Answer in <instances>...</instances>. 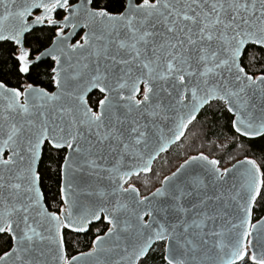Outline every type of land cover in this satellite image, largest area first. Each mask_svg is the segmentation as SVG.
Returning <instances> with one entry per match:
<instances>
[{
  "label": "snow or ice",
  "instance_id": "6c2138e0",
  "mask_svg": "<svg viewBox=\"0 0 264 264\" xmlns=\"http://www.w3.org/2000/svg\"><path fill=\"white\" fill-rule=\"evenodd\" d=\"M5 51L18 77L49 62L46 86L0 81V264H264V167L236 158L264 148V0H0Z\"/></svg>",
  "mask_w": 264,
  "mask_h": 264
},
{
  "label": "trees",
  "instance_id": "16d2710c",
  "mask_svg": "<svg viewBox=\"0 0 264 264\" xmlns=\"http://www.w3.org/2000/svg\"><path fill=\"white\" fill-rule=\"evenodd\" d=\"M95 2L97 5L108 4L109 6H111L115 2V0H95ZM112 10L115 11V8H112ZM57 18H61V16L58 15ZM54 33V28H50L49 26L44 24L33 28L26 35L25 46L31 49L33 58L38 51H41L43 48L50 44L51 37L54 36ZM5 47L7 48L14 46ZM48 62V60H45L37 67H33L29 75L18 77L17 74H15L13 71L14 61L12 56L10 52L5 51L2 55H0V81L7 82L9 86H16L17 79H19L21 83L34 82L40 84L41 86H46L48 84V77L46 75ZM96 95L97 93L94 92L92 94V99H94ZM202 118L203 117H201V119ZM247 147L248 146L246 145V148ZM193 148H195V145H190L189 141L185 140L182 145H174L169 149L167 153H162L158 160L154 163L155 170L160 173L159 179H162L164 175H167L170 173V171H173L175 167H177L179 163L182 162L184 153L191 152ZM232 154L236 155L235 152H233ZM51 155L53 157L52 161H48L47 159H45L44 163L41 165V171L43 174L42 191L45 195L47 203L50 206L49 209L53 210L51 207L52 197L55 196L58 199V177L53 172V169L56 168V153L53 152L51 153ZM243 155H248L257 159L258 164H261L262 167H264V148H262L259 143H252L250 150L244 151L242 155H238L236 158L241 159L243 158ZM227 161V157H225V160L222 162V166H224ZM232 162H234V160ZM153 180L155 181L156 178L153 177ZM155 186H159L158 183H156ZM137 187H140V185L137 184ZM141 191L142 194H147V191L145 189L141 188ZM263 215L264 207L258 206L254 210L253 221L259 219ZM100 226L101 225L99 223H94L93 225H91L90 230L87 234H80L78 237L75 234L66 233V239L69 235H71L69 251L72 252V254H75V252L78 250H86V246H90V239L94 238L96 229ZM3 240L4 237L0 235V253L8 250V248L10 247V244H4ZM156 255L158 260L159 253H157Z\"/></svg>",
  "mask_w": 264,
  "mask_h": 264
},
{
  "label": "water",
  "instance_id": "95a60500",
  "mask_svg": "<svg viewBox=\"0 0 264 264\" xmlns=\"http://www.w3.org/2000/svg\"><path fill=\"white\" fill-rule=\"evenodd\" d=\"M58 19H59V18H58ZM38 26H41V25H35L33 28L38 27ZM33 28H32V29H33ZM32 29H31V30H32ZM31 30H30V31H31ZM26 35H27V34H26ZM50 44H51V42H50ZM50 44L47 45L46 47L50 46ZM46 47H45V48H46ZM43 49H44V48H43ZM43 49H42V50H43ZM42 50H41V51H42ZM33 59H34V58H33ZM241 159H242V158H241ZM234 162H235V161H234ZM234 162H233V163H234ZM174 170H175V169H174ZM174 170H173V171H174ZM49 210H50V209H49ZM262 217H264V215H263ZM260 218H261V217H260ZM260 218H259V219H260ZM259 219H257V220H259ZM255 222H256V220L253 221V223H255Z\"/></svg>",
  "mask_w": 264,
  "mask_h": 264
},
{
  "label": "rangeland",
  "instance_id": "374dc122",
  "mask_svg": "<svg viewBox=\"0 0 264 264\" xmlns=\"http://www.w3.org/2000/svg\"><path fill=\"white\" fill-rule=\"evenodd\" d=\"M46 25V24H45ZM232 162V161H231ZM233 163V162H232ZM224 166H229V161H227L226 163H225V165Z\"/></svg>",
  "mask_w": 264,
  "mask_h": 264
},
{
  "label": "flooded vegetation",
  "instance_id": "af4514ba",
  "mask_svg": "<svg viewBox=\"0 0 264 264\" xmlns=\"http://www.w3.org/2000/svg\"><path fill=\"white\" fill-rule=\"evenodd\" d=\"M78 38V37H77Z\"/></svg>",
  "mask_w": 264,
  "mask_h": 264
}]
</instances>
